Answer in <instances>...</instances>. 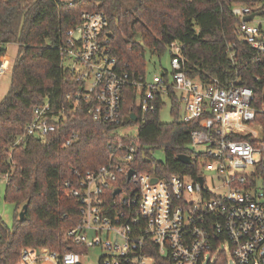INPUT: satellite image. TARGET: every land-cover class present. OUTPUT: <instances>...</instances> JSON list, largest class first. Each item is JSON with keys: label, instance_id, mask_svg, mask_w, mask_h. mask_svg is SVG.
<instances>
[{"label": "built area", "instance_id": "built-area-1", "mask_svg": "<svg viewBox=\"0 0 264 264\" xmlns=\"http://www.w3.org/2000/svg\"><path fill=\"white\" fill-rule=\"evenodd\" d=\"M231 10L242 40L255 50L254 61H264V0H235ZM250 14L252 19L244 20ZM107 25L104 11L82 12L61 47L76 87L58 107L50 99L36 105L15 141L29 135L45 138L81 112L113 126L107 160L82 171L73 168L76 180L65 183L67 194L80 202V219L67 236L82 249L59 254L47 246L24 247L17 264H87L95 247L105 250L97 264H209L220 253H230L236 264H264V101L257 103L254 89L238 77L225 85L211 74L190 77L178 40L168 45V69L151 78L131 74L109 53ZM8 44L0 58V81L12 72L16 58L8 55ZM127 85L136 90L141 120L155 109V99L174 94L183 107L181 120L199 123L183 152L196 163V176L135 169L139 123L133 112L137 120L123 124ZM81 138L82 131L73 129L62 146Z\"/></svg>", "mask_w": 264, "mask_h": 264}, {"label": "trees", "instance_id": "trees-1", "mask_svg": "<svg viewBox=\"0 0 264 264\" xmlns=\"http://www.w3.org/2000/svg\"><path fill=\"white\" fill-rule=\"evenodd\" d=\"M234 2L0 0V58L6 43L19 46L11 88L0 99V174L7 179L5 200L15 204L16 213L28 204L24 218H20V210L13 227L0 215V264H17L24 247L47 246L59 254L82 249L67 236L80 219V202L67 194L65 183L76 180L73 168L82 171L107 160L113 126L95 121L85 112L75 113L47 137L29 135L15 145L36 105L50 99L58 107L65 94L76 87L75 74L65 65L61 47L66 44L67 32L80 23L82 12L104 11L108 17L106 46L118 59V66L131 74H147L148 53L163 56L169 43L178 40L183 44L190 77L204 79L211 74L224 85L238 77L254 89L260 104L264 101V61H254L255 50L238 33V19L231 10ZM154 105L141 120L136 90L131 85L125 88L123 124L133 123V112L139 123L140 150L133 166L159 175L196 176V163H185L178 155L189 149L190 132L199 123L181 120V106L174 94L173 121L160 120L162 98L155 99ZM73 129H80L82 138L64 148L62 143ZM160 148L165 151V161L152 155ZM209 264H229L227 255L220 253Z\"/></svg>", "mask_w": 264, "mask_h": 264}, {"label": "rangeland", "instance_id": "rangeland-1", "mask_svg": "<svg viewBox=\"0 0 264 264\" xmlns=\"http://www.w3.org/2000/svg\"><path fill=\"white\" fill-rule=\"evenodd\" d=\"M264 17V15H261ZM19 46L16 43H9L7 45V53L11 58H15L18 54ZM147 77L151 78L153 74L161 72L163 69H168L170 67V55L165 53L163 56L147 55ZM12 84V76L9 73L5 78L0 81V99L4 98L9 92ZM164 105L161 107L159 112L160 120L163 122H171L175 119V114L172 112V99L169 97L163 98ZM183 114V107H180L179 115ZM134 134L137 133V128L133 127L131 130ZM152 155L158 161H165V151L163 149H156L153 151ZM7 179L5 175L0 174V215L9 227H13L15 223V218H18V212L16 213L15 204L5 200V189H6ZM227 250V247H225ZM105 250L100 247H95L90 249L89 257L85 258L87 264H97L99 258L103 255ZM229 264H236V262L231 257L230 253L226 254Z\"/></svg>", "mask_w": 264, "mask_h": 264}, {"label": "water", "instance_id": "water-1", "mask_svg": "<svg viewBox=\"0 0 264 264\" xmlns=\"http://www.w3.org/2000/svg\"><path fill=\"white\" fill-rule=\"evenodd\" d=\"M253 16H254L253 14H250V15L246 16V17L244 18V20L249 21V20L252 19ZM131 117L133 118V120H137V116H136L135 114H131ZM178 159L181 160V161H183V162H185V163H190V162H191V158H190V156H189L188 154H184V153H180V154L178 155ZM133 171H134L133 169H131V170L129 171V173H128V177H129V178H130L131 175L133 174ZM154 180H155V178H154ZM118 192H120V189H117V190H116V193H118ZM27 207H28V204H27V203L23 205V207H22V209H21V211H20V218H21V219L24 218V216H25V211H26Z\"/></svg>", "mask_w": 264, "mask_h": 264}]
</instances>
